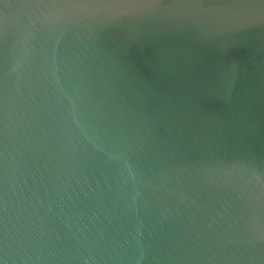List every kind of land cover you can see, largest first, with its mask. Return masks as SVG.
Masks as SVG:
<instances>
[{"label": "water", "instance_id": "water-1", "mask_svg": "<svg viewBox=\"0 0 264 264\" xmlns=\"http://www.w3.org/2000/svg\"><path fill=\"white\" fill-rule=\"evenodd\" d=\"M0 264H264V0H0Z\"/></svg>", "mask_w": 264, "mask_h": 264}]
</instances>
